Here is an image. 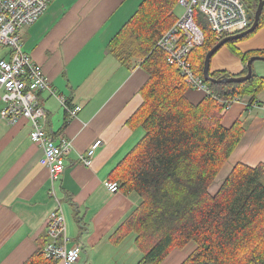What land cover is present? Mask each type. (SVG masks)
<instances>
[{"label": "crops", "instance_id": "0c3cea01", "mask_svg": "<svg viewBox=\"0 0 264 264\" xmlns=\"http://www.w3.org/2000/svg\"><path fill=\"white\" fill-rule=\"evenodd\" d=\"M141 1L53 0L32 25L19 32L23 51L42 68L56 94L81 108L71 119L58 99L46 92L39 96L46 111L47 134L71 143L55 190L66 221V246H82L77 264H122L128 257L117 248L131 236L135 247L133 234L119 245H112L109 238L141 200L135 194L109 193L106 184L109 172L143 135L140 129L130 131L126 121L142 102L139 90L147 74L138 66L127 69L119 65L106 46ZM235 47L242 54L264 51V25ZM244 68L225 46L210 62V72L237 75ZM253 71L264 76V65L256 62ZM203 96L196 91L187 93L194 104ZM258 100H264V92ZM3 106L0 100V112ZM237 120L243 121L244 134L216 178L221 176L220 184L238 163L249 167L264 164V117L257 109L247 111L235 104L223 113L221 123L230 128ZM30 129L24 119L14 125L0 119V264H22L28 259L37 239L45 234L47 217L54 209L49 171L39 163L41 147L30 140ZM96 140L101 145L91 166L84 167L78 157ZM193 249L188 245L175 250L161 264H181Z\"/></svg>", "mask_w": 264, "mask_h": 264}, {"label": "trees", "instance_id": "16d2710c", "mask_svg": "<svg viewBox=\"0 0 264 264\" xmlns=\"http://www.w3.org/2000/svg\"><path fill=\"white\" fill-rule=\"evenodd\" d=\"M243 1L253 16L258 0ZM177 2L142 0L106 46L119 65L138 66L147 74L139 90L142 102L126 121L130 131L140 129L143 135L107 177L120 193L135 194L141 202L109 241L119 245L133 234L141 253L136 264H161L173 251L191 244L194 249L181 264H264V164L234 165L215 193L210 192L244 134L243 121L224 128L222 106L216 100L203 96L192 103L187 97L191 89L179 70L156 48L177 19ZM193 14L204 41L190 52L189 61L193 73L203 79L205 56L218 42L205 18ZM262 25L264 6L256 30L239 41ZM239 41L224 46L244 65L253 56L264 57V51L240 53L235 47ZM245 74L244 68L235 76ZM210 76L229 74L212 71ZM206 84L222 100L240 96L253 102L264 92V76L253 72L241 83ZM74 214L80 225L78 213ZM46 241L41 235L22 264H59L43 256Z\"/></svg>", "mask_w": 264, "mask_h": 264}, {"label": "built area", "instance_id": "2783aa9c", "mask_svg": "<svg viewBox=\"0 0 264 264\" xmlns=\"http://www.w3.org/2000/svg\"><path fill=\"white\" fill-rule=\"evenodd\" d=\"M53 0H0V100L3 108L0 119L14 125L24 119L30 124L29 138L41 147L39 163L49 171V196L54 209L47 217L45 234L46 244L43 256L48 260H57L59 264H77L82 246L73 244L67 248L66 221L61 202L55 190V182L64 171L63 160L71 150V143L64 138L55 140L46 132V111L39 102L41 93L58 99L71 118H76L80 106L67 104L59 97L43 73L42 68L22 49L19 32L32 25L46 10ZM177 5L183 10L175 23L161 35L156 48L163 52L169 65L176 67L185 83L192 91L209 96L222 106L226 113L235 104H242L248 110L257 109L264 117V100L245 101L240 96L222 100L214 95L206 82L193 73L189 55L202 45L204 36L193 20V12L207 21L217 42L227 36L245 31L251 25V17L243 0H178ZM101 141H94L85 154L79 155L78 162L90 167ZM109 193H117L118 185L107 182Z\"/></svg>", "mask_w": 264, "mask_h": 264}, {"label": "water", "instance_id": "95a60500", "mask_svg": "<svg viewBox=\"0 0 264 264\" xmlns=\"http://www.w3.org/2000/svg\"><path fill=\"white\" fill-rule=\"evenodd\" d=\"M264 6V0H258V6L254 13V15L251 17V25L248 29H246L243 32H240L235 35L227 36L221 41H219L205 56L204 64H203V70H202V76L205 82H209L212 84H230V83H241L244 81H247L251 75H252V65L255 61H264V57H258L253 56L251 57L245 64L246 74L243 76H223L219 79H213L211 78L210 74V62L212 57H214L215 54L218 53V51L224 47V45L228 42H236L242 39L243 37L251 34L254 32L259 24L260 15L262 12Z\"/></svg>", "mask_w": 264, "mask_h": 264}, {"label": "rangeland", "instance_id": "374dc122", "mask_svg": "<svg viewBox=\"0 0 264 264\" xmlns=\"http://www.w3.org/2000/svg\"><path fill=\"white\" fill-rule=\"evenodd\" d=\"M182 13H183V10L178 5H176V7L174 9V14L176 15V17H180L182 15ZM6 50L7 49H4V48L0 49V51L2 53L5 52ZM256 62L259 63L260 65H264V61H255L253 64H255ZM241 63H243V62L241 61ZM252 72L254 73L253 65H252ZM254 74H256V73H254ZM189 91H191V90H189ZM137 138L138 137H134V140H136ZM219 180H221V176H219V178L217 180H215L214 184L212 185V187L210 189L211 193H214V191H216L218 189L220 182H221ZM119 251H123V253L128 257L127 260L124 261L122 264H135L141 256L140 252L133 246L132 236L129 237L127 241H125L120 247L117 248V252H119ZM103 256L105 257V256H107V254L104 253ZM108 257L110 258V260H112L114 257V254L111 253L108 255Z\"/></svg>", "mask_w": 264, "mask_h": 264}]
</instances>
